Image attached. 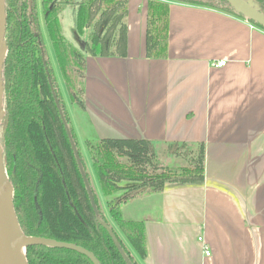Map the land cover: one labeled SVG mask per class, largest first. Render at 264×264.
<instances>
[{
	"label": "crops",
	"instance_id": "0c3cea01",
	"mask_svg": "<svg viewBox=\"0 0 264 264\" xmlns=\"http://www.w3.org/2000/svg\"><path fill=\"white\" fill-rule=\"evenodd\" d=\"M162 1L166 57L147 55L148 0H128L125 55L84 54L74 132L84 142L204 147L201 183H167L122 205L125 219L144 223L139 264H264V31L215 9ZM219 60L226 64L216 67Z\"/></svg>",
	"mask_w": 264,
	"mask_h": 264
},
{
	"label": "trees",
	"instance_id": "16d2710c",
	"mask_svg": "<svg viewBox=\"0 0 264 264\" xmlns=\"http://www.w3.org/2000/svg\"><path fill=\"white\" fill-rule=\"evenodd\" d=\"M174 1L244 18L226 0ZM251 1L264 12V0ZM4 5L7 52L1 71L4 115L0 146L22 233L80 246L94 254L100 264H127L100 218L130 263L139 264L137 258L146 255L144 223L125 219L122 205L142 193L160 191L167 183H201L205 171L203 145L191 148L185 142L169 143L168 156L184 160L169 165L160 160V150L149 140L86 139L110 221L90 183L56 75L40 45L37 0H5ZM168 5L162 0L147 2L149 57L167 56ZM40 6L63 86L71 102L80 104L84 54H126L128 0H40ZM67 7L76 10L75 30L83 40L84 51L62 33L59 14ZM252 24L264 31L263 26ZM56 100L76 144L98 215L90 203ZM25 258L27 264H93L75 250L44 245L27 246Z\"/></svg>",
	"mask_w": 264,
	"mask_h": 264
},
{
	"label": "water",
	"instance_id": "95a60500",
	"mask_svg": "<svg viewBox=\"0 0 264 264\" xmlns=\"http://www.w3.org/2000/svg\"><path fill=\"white\" fill-rule=\"evenodd\" d=\"M230 6L235 10L237 14H241L245 20L250 23H255L264 27V12L261 11L257 5L251 0H226ZM5 0H0V123L4 115V110L2 108V96H3V84L1 81V71L4 63V59L7 52L6 41H5V32H6V13H5ZM58 110L60 112L61 118L63 120L64 126L67 130L69 140L85 184L90 203L96 215L98 211L95 205L94 196L89 184V181L86 177L85 171L83 169L81 159L75 145V142L72 138L70 130L68 128L67 122L62 114V110L58 101L56 100ZM13 187L10 181L7 178L5 169L2 162V148L0 146V264H27L25 258V249L29 245H44L51 247H62L75 250L79 253L87 256L93 264H100L97 258L91 252L86 249L65 242H58L48 238L35 237V236H26L22 233L20 226L17 221L15 214L13 201ZM99 222L106 228L110 234L112 240L117 246L118 250L122 254L123 258L127 264H131L128 260L126 254L122 250L120 244L118 243L114 233L110 227L98 218ZM20 249L23 250V254L20 253Z\"/></svg>",
	"mask_w": 264,
	"mask_h": 264
},
{
	"label": "rangeland",
	"instance_id": "374dc122",
	"mask_svg": "<svg viewBox=\"0 0 264 264\" xmlns=\"http://www.w3.org/2000/svg\"><path fill=\"white\" fill-rule=\"evenodd\" d=\"M37 10L39 12H41V6H40V0H37ZM60 17V23L62 26V33L65 36V38L67 39L68 42H70L71 44H73L74 46H76L77 48L81 49V44L77 41V37H76V33H75V28H74V17H75V11L73 8H66L63 11L60 12L59 14ZM40 22L42 23V16H40ZM43 24V23H42ZM42 36H43V43H44V47L45 50L51 60V64L54 65L55 68V73H56V79L60 88V91L62 92V96H63V100L66 106V110L70 119V125L72 126L73 130H74V117H76V115H78V103H72L71 99L67 93L66 88L63 86V82H62V78L60 76L59 71L57 72V64L55 61V57H54V53H53V49L52 46L48 40L47 34H46V30H45V25H42ZM75 133V132H74ZM75 137L77 139V144L79 147V151L81 153V156L83 158V161L85 162V167L90 179V183L93 186V188L96 191L97 194V198L99 201L100 206L102 207V209H104L105 207V198L102 195V192L100 191L98 184H97V180L94 174V170L92 167V163L90 161V157L88 154V150H87V146L84 142L83 139H79L78 135L75 133ZM76 145V144H75ZM166 147H161L158 146V149L160 151H158V156L160 158L161 161H163L164 163H168L169 165H177L182 163L184 160H182L181 158H174L171 156H168L167 153V148L164 149ZM162 151V152H161Z\"/></svg>",
	"mask_w": 264,
	"mask_h": 264
},
{
	"label": "flooded vegetation",
	"instance_id": "af4514ba",
	"mask_svg": "<svg viewBox=\"0 0 264 264\" xmlns=\"http://www.w3.org/2000/svg\"><path fill=\"white\" fill-rule=\"evenodd\" d=\"M40 16H42V23L44 24V18H43V13H42V9H41V12H39L38 10H37V18H38V21H39V24H40V32H41V35H43L42 34V23L40 22ZM59 19H60V17H59ZM45 25V24H44ZM45 30H46V28H45ZM47 34V33H46ZM37 35V34H36ZM48 37V36H47ZM49 40V39H48ZM44 41H43V36H42V43L40 44L41 45V47H42V49H43V51H44V53L48 56V54H47V52H46V50H45V47H44V43H43ZM50 42V41H49ZM51 44V43H50ZM54 55V54H53ZM48 58H49V56H48ZM50 59V58H49ZM50 62H51V60H50ZM52 67H53V71H54V74L56 75V73H55V68H54V65H52ZM58 67V66H57ZM59 71V69H57V72ZM60 113V112H59Z\"/></svg>",
	"mask_w": 264,
	"mask_h": 264
},
{
	"label": "built area",
	"instance_id": "2783aa9c",
	"mask_svg": "<svg viewBox=\"0 0 264 264\" xmlns=\"http://www.w3.org/2000/svg\"><path fill=\"white\" fill-rule=\"evenodd\" d=\"M226 64V60H219L218 62H216L215 66L216 67H222ZM205 250V254L206 255H209V250H207L206 248L204 249Z\"/></svg>",
	"mask_w": 264,
	"mask_h": 264
},
{
	"label": "bare ground",
	"instance_id": "6f19581e",
	"mask_svg": "<svg viewBox=\"0 0 264 264\" xmlns=\"http://www.w3.org/2000/svg\"><path fill=\"white\" fill-rule=\"evenodd\" d=\"M20 253H22V254H23V250H22V249H20Z\"/></svg>",
	"mask_w": 264,
	"mask_h": 264
}]
</instances>
